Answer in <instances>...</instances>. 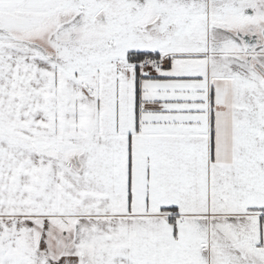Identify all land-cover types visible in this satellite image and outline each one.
I'll return each instance as SVG.
<instances>
[{"label":"snow or ice","instance_id":"snow-or-ice-1","mask_svg":"<svg viewBox=\"0 0 264 264\" xmlns=\"http://www.w3.org/2000/svg\"><path fill=\"white\" fill-rule=\"evenodd\" d=\"M0 264H264V0H0Z\"/></svg>","mask_w":264,"mask_h":264}]
</instances>
